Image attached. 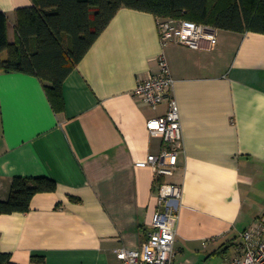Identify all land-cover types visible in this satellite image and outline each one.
Listing matches in <instances>:
<instances>
[{"label": "crops", "instance_id": "1", "mask_svg": "<svg viewBox=\"0 0 264 264\" xmlns=\"http://www.w3.org/2000/svg\"><path fill=\"white\" fill-rule=\"evenodd\" d=\"M30 6L0 0L10 44L16 10ZM157 25L120 9L65 79L59 114L38 78L0 71V202L14 178L56 184L27 212L0 215L11 264H122L116 252L139 249L152 230L158 184L181 191L174 264L238 244L264 215V34L218 30L215 45L193 50L162 47ZM161 53L182 137L173 174L156 178L138 164L167 149L146 129L167 106L151 108L134 90L158 72Z\"/></svg>", "mask_w": 264, "mask_h": 264}, {"label": "trees", "instance_id": "2", "mask_svg": "<svg viewBox=\"0 0 264 264\" xmlns=\"http://www.w3.org/2000/svg\"><path fill=\"white\" fill-rule=\"evenodd\" d=\"M16 10L13 44L8 19L0 12V71L34 76L56 114L63 111L62 86L120 9L158 20L186 21L218 30L264 34V0H31ZM48 178H14L0 215L25 213L33 196L54 192ZM42 261V259H39ZM0 264H11L0 251Z\"/></svg>", "mask_w": 264, "mask_h": 264}, {"label": "built area", "instance_id": "3", "mask_svg": "<svg viewBox=\"0 0 264 264\" xmlns=\"http://www.w3.org/2000/svg\"><path fill=\"white\" fill-rule=\"evenodd\" d=\"M158 35L162 47L178 44L189 49L201 50L217 43L218 29L186 21L158 20ZM158 72L139 82L134 95L149 107L163 103L164 115L150 119L146 129L162 138L167 149L159 155H149L139 166L152 168L156 178L171 176L177 165L181 143L180 116L172 96L173 79L166 58L161 53L157 58ZM157 208L152 219V230L139 249H120L116 258L122 264H174L175 223L181 191L178 186L158 184ZM239 242L232 258L225 264H264V215L255 219L249 229L239 233Z\"/></svg>", "mask_w": 264, "mask_h": 264}, {"label": "rangeland", "instance_id": "4", "mask_svg": "<svg viewBox=\"0 0 264 264\" xmlns=\"http://www.w3.org/2000/svg\"><path fill=\"white\" fill-rule=\"evenodd\" d=\"M237 243L234 242L232 245L211 247L208 251H199V253H194V255L185 256L186 262L183 264H225L227 260L232 258L236 251ZM226 246V247H225ZM222 249H224L222 251ZM183 260V261H185Z\"/></svg>", "mask_w": 264, "mask_h": 264}]
</instances>
